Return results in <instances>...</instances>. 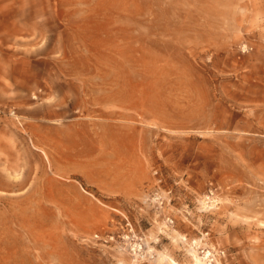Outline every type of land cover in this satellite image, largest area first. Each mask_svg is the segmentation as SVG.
Wrapping results in <instances>:
<instances>
[{"label":"rangeland","instance_id":"374dc122","mask_svg":"<svg viewBox=\"0 0 264 264\" xmlns=\"http://www.w3.org/2000/svg\"><path fill=\"white\" fill-rule=\"evenodd\" d=\"M0 264H264V0H0Z\"/></svg>","mask_w":264,"mask_h":264},{"label":"bare ground","instance_id":"6f19581e","mask_svg":"<svg viewBox=\"0 0 264 264\" xmlns=\"http://www.w3.org/2000/svg\"><path fill=\"white\" fill-rule=\"evenodd\" d=\"M196 256V255H195ZM196 258H197V260H199V261H201V259L198 257V256H196ZM202 262V261H201Z\"/></svg>","mask_w":264,"mask_h":264}]
</instances>
